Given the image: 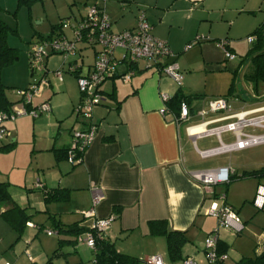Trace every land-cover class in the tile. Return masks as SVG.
<instances>
[{
  "label": "crops",
  "instance_id": "obj_1",
  "mask_svg": "<svg viewBox=\"0 0 264 264\" xmlns=\"http://www.w3.org/2000/svg\"><path fill=\"white\" fill-rule=\"evenodd\" d=\"M37 1L0 0V18L10 28L16 30V34L27 44L24 46L22 62L17 66L19 69L14 70L16 74L9 78L13 82L7 83L11 86L17 85L18 90L26 88L30 83H26L29 71H27L29 68L27 51L33 37H41L42 34L38 32L31 20V18L34 20L40 18L37 8H33L34 2ZM251 1L253 0H106L102 6L110 20V28L113 32L134 28L138 17L143 15L151 26V33L165 41L175 54L174 58L168 61L176 63L177 53L199 35L198 30L200 31L205 23H210L207 33L211 34L213 22L220 21L225 25L228 22L229 26L232 21L227 18L236 12L237 15L248 12L255 15L256 9L246 7V4L249 2L251 4ZM75 3L86 7L82 13H78L79 16H75L72 11V5ZM95 3L96 0H68V6L73 15L67 19L59 18L60 21L55 25L51 23L47 31L49 34L46 33L45 37L61 35L72 38L73 26L83 19L86 15L85 11ZM261 3H264V0ZM213 13L220 14L218 21L210 16ZM66 20L68 22L62 24ZM43 22L44 20L41 19L40 24ZM262 22L264 21L259 24ZM227 30L230 31V28L227 27ZM228 46L232 52L229 40ZM218 47L223 51L220 46ZM77 50L81 68L76 74L66 71L71 59L65 55L50 53L45 58L46 75L50 71V64L54 69L60 64L54 58L60 57L63 61L65 60L62 63L63 66L67 64L66 68L59 69L61 79L55 76L59 82L62 81V84L56 90H52V85L48 81L41 86L39 96L33 99L35 105L49 101L50 110L36 117L18 116L31 117L33 130L39 131L38 140L42 139L40 143L35 142L36 147L33 150L40 153L35 159L36 166L41 170V174L36 172V183H33L29 189L10 188L8 185L12 201L23 208L29 216L25 227L32 231H39L44 228L43 224H46V221L51 222L52 225L55 221L63 225L78 223L80 227H89L93 218H84L80 212L91 208L92 189L98 188L102 198L94 207L95 217L105 218L113 214L114 220L104 234V238L113 243L118 252L139 260L161 255L164 264H167L164 260V252L169 260L170 258L165 235L150 230L151 222L163 220L166 229L185 234L187 241L181 248L182 258L194 257L196 264L207 263L203 262V260L206 261L204 240L215 230H217V249L218 245H223L226 247L225 254H227L237 234L218 228L216 219L207 214V209L211 201L223 193L226 203L232 206L237 214L239 210L237 211L234 206H239L241 213L245 211L244 220L255 212L256 208L252 205V199L257 184L264 180V175L260 176L257 173L264 168V165H261L264 163L260 156L253 157L244 153L252 148L250 147L228 154L202 158L198 153V150H202L197 146L198 140L213 137L214 146L218 145V140L215 136L196 137L188 134L186 127L196 125L200 119L193 117L189 122H175L173 119L178 115V109L164 103L160 94L165 93L172 98L181 92L193 112L205 106L201 102L195 103L196 101L191 100L192 95H188L181 88V74L180 83L177 84L164 74L159 66L139 61L132 66L134 74L129 81L125 82L119 76H114L102 83L100 93L103 98L93 110V121L97 125L96 135L85 149L81 161L74 166L68 165L65 149L70 143L71 131L81 128L83 123L73 112L74 106L80 99L76 77L88 71L96 57L98 47L77 44ZM177 66L179 71V65ZM127 69L128 66L125 63L117 65L119 74H123ZM64 82L69 85V94L63 91ZM56 97L57 100L50 103V100ZM6 99L13 106L14 103L7 97ZM249 104L252 103L247 102L233 110H239L241 107L250 109L259 103L257 105L253 103L249 107L244 106ZM164 106L166 112L161 114L159 110ZM223 114L225 113L207 114L205 119H212ZM5 127L8 132L6 140L10 138V145L13 146L14 143H18L19 134L17 133L16 137V133L10 131L9 125L5 124ZM17 128L19 129L18 123L15 125L16 130ZM230 136L233 141V135L230 134ZM219 156H226V159L214 160ZM15 164L22 166L23 161L20 163L15 161ZM222 167L229 168L228 181L209 189L190 176V172L193 171ZM5 174L7 171L0 164V180ZM37 184L41 187H37ZM228 187H234L232 189L236 194L227 192ZM44 190L48 191V195L60 194V198L48 201L45 199L47 194ZM247 201L254 209L245 203ZM218 203H221L220 200ZM7 207V204H0V213ZM77 214L81 215L82 219H79ZM37 218H40V222L34 221ZM27 223H32L34 226H29ZM242 223L244 225L242 231L253 232V224L247 221ZM44 230L46 234V228ZM262 236L264 235L261 233L259 238ZM29 240V237H24L23 243L28 245ZM80 247L86 248L84 245L71 244L73 252ZM56 249L58 247L50 246L42 253L32 256L29 248L26 247L24 254L31 264H45L52 255H49L50 252L53 253ZM89 251L93 255V252Z\"/></svg>",
  "mask_w": 264,
  "mask_h": 264
},
{
  "label": "built area",
  "instance_id": "obj_2",
  "mask_svg": "<svg viewBox=\"0 0 264 264\" xmlns=\"http://www.w3.org/2000/svg\"><path fill=\"white\" fill-rule=\"evenodd\" d=\"M105 2L106 0H96V3L88 8L85 17L73 26L72 38L54 35L29 45L27 55L32 81L26 88L17 90L22 101L19 109L12 106L7 112H0V140L8 136L5 127L6 120H13L22 115L36 117L50 110L48 101L37 105L33 102L34 97L39 96L41 86L48 83L45 58L50 53L65 55L71 59L66 71L70 74H76L81 68L77 44L92 48L98 47V51L88 71L84 74H78L76 77L80 99L74 106L73 112L83 123L81 128L71 131V140L66 149V160L71 165L81 161L85 149L96 135L97 125L93 121V110L102 101L100 86L104 81L119 76L127 82L134 74L132 66L139 61H145L148 65L159 66L164 74L172 78L177 84L180 83L181 75L177 64L168 61L173 59L175 54L165 41L151 33V26L145 17L140 15L136 26L132 29L113 32L110 28V20L102 6ZM67 22L66 20L62 24ZM254 39L253 36H247L248 43H253ZM225 41L226 39L219 41V46L223 49L226 60H234L235 55L227 49L228 44ZM117 51L119 54H116ZM119 63H125L128 66L127 71L123 74L117 72ZM36 72H42L39 78H37ZM54 74L59 80L61 79V70H56ZM160 98L164 103L169 100L165 93H161ZM159 112L165 114L166 107L160 108ZM218 113L225 114L217 115L212 119H205L207 114ZM193 117L199 118L200 121L196 125L186 127L188 134H191L192 129L199 128V132L193 136H215L218 140L217 146L198 150L202 158L228 154L264 144V133L256 134L244 131L247 127L264 129V101L260 102L259 106L250 109L241 107L234 111L231 100L227 96H222L208 100L204 108L193 112L190 105L183 100L179 104L178 115L173 120L177 123L189 122ZM223 133L232 134L233 141L223 142L221 139ZM190 176L209 189L214 185L228 181L229 168L193 171L190 172ZM36 186L41 187L40 184ZM91 194V208L81 211V214L84 218L91 217L93 220L89 227L76 236V244L84 245L89 250L95 251L97 241L103 238V235L110 228L114 216L110 214L105 218L95 217L94 207L101 200L102 194L98 188H93ZM219 200L221 203H218ZM252 205L258 210H264V180L256 186ZM207 214L216 219L218 228L231 231L234 234L242 232L244 228L238 214L232 206L226 203L223 193L211 201ZM27 225L34 226L32 223H27ZM56 233L54 230H46L47 235ZM217 243V230H215L204 240L207 264H226L227 254L218 252ZM143 264H164V261L161 255H154L145 259ZM182 264H196V262L191 257H185Z\"/></svg>",
  "mask_w": 264,
  "mask_h": 264
},
{
  "label": "rangeland",
  "instance_id": "obj_3",
  "mask_svg": "<svg viewBox=\"0 0 264 264\" xmlns=\"http://www.w3.org/2000/svg\"><path fill=\"white\" fill-rule=\"evenodd\" d=\"M261 1L262 0H253L251 4L250 2L246 4V7H251L248 9H256V16L249 12L237 15L236 12L231 17L227 18L229 21H232L229 26L228 22L225 25V23L218 21L220 16L219 13L211 14L210 16L218 21L212 23L211 34L207 33V28L210 26V23H205L201 27V30H198L199 35L194 37L186 47L183 48L184 50L182 49L177 53L176 63L179 65V72L182 75L181 88L188 95H192L191 100L196 101L195 103L201 102L203 106H205L210 99L227 96L232 101V107L238 109L242 104H246L247 102L257 105V103L260 104V102L264 101V82H259L256 85L246 80V76L254 67L253 57L257 54L256 48H253L256 38L251 35V31H253L259 22L264 21L262 20L264 19V3H261ZM259 6L260 8L258 9ZM35 7L37 8V14L40 15V18L35 20L31 18V20L38 32L42 34L41 37L34 36L31 40L32 42L45 38V36L49 34L47 31L51 23L55 25L60 21L59 18L67 19L73 15L70 12L68 0H38L33 4V8ZM85 8L86 7L82 4L76 5L75 3V5H72V11H74L75 16H79L78 13H82ZM10 16L13 17L11 14ZM41 19L44 20L43 24H40ZM14 21L16 25V20ZM227 27L228 29L230 28V31L227 30ZM250 35L255 38L253 43L247 42V36ZM224 37L227 38L232 45V52L235 55L234 60H226L225 54L218 47L219 41L225 40L223 39ZM227 39L225 42L228 44ZM25 42L26 41L22 40L18 34L9 33L7 43L10 47L18 50V58L13 64L5 67L1 74L2 84L4 86L7 85V87L5 86V95L14 103L13 107L15 109H19L22 105L21 97L17 94L18 86H11V84L7 83L13 82L9 78L16 74L14 70L19 69H17V66L22 62L23 53L25 52L24 46L27 45ZM228 47L227 45V49H229ZM116 54H119V51H117ZM54 59L60 63L58 68L54 69L53 65L50 64V71L46 75V80L52 85V90H56L57 87L62 84V81L59 82L57 80L54 72L61 69V67L66 68L67 65H62L65 60L63 61L60 57ZM224 67L225 69H223ZM28 70L29 68H27V71ZM29 72L30 70L27 74V84L32 81ZM36 74L37 78H39L42 72H36ZM231 83H233V90L230 91L229 86ZM63 84V91L68 92L69 85L66 82ZM69 93L70 92H68V94ZM55 100H57V97L52 101L50 100V103ZM243 101H246V103H243ZM252 104L244 106L249 107ZM259 104L257 106H259ZM14 120L15 121L6 120L5 124L9 125V129L12 133H16V137L17 133L19 134V141L11 146L10 138L8 141L6 138L0 140V164H2L7 171V174L3 176L0 182H8L6 186L10 185V188L21 187L29 189L33 186V183H36V172L41 174V170H39L35 163V159L40 153L33 150L34 147H36L35 142L40 143L42 139L38 140L40 132L33 130V119H31V117H16ZM17 123L19 124L18 130L15 129ZM244 131L256 134L264 133V129L253 127H247ZM222 139L225 142H230L231 136L229 133H223ZM214 145L215 142L213 137L203 138L197 142L198 148L202 150L208 146L211 147ZM244 153H248L253 157L259 155L262 163H264V144L256 147L254 146L244 151ZM219 159H226V156H219L214 160ZM15 161L18 163L23 161V165L20 166V164H15ZM66 163L71 165L68 162ZM232 188L228 187L227 192L235 195L236 192L233 191ZM245 203L253 208L249 201ZM234 208L237 211L239 210L238 217L240 220L242 222H250L254 225V228L253 232L244 230L236 235L234 242L228 249L226 264H238L241 259L244 260L245 264H264V236L259 238L261 233L264 235V210L253 208L255 212L247 216L246 220H244L243 216L245 211L241 213L239 206H234ZM82 217L79 219H82ZM37 219L34 221L40 222V218ZM43 226L46 230H54V225L49 221H46V224H43ZM44 228L39 231H32L24 227L21 234L18 235L9 227L5 220L0 217V264H31L24 254V249L26 247L29 248L30 254L35 256L37 253H42L48 249L50 246L59 248L58 251L60 254L54 259L56 264H93V255L87 248L82 247V249L80 247L79 250L73 252L71 244L65 242L61 245L58 244L59 239H64L63 235L58 233L47 236L44 233ZM24 237H29L30 240L28 242L31 244L28 243L27 245L23 243ZM51 254L52 252H50L49 255ZM164 260L167 264H182V260L171 262L167 258L165 252ZM203 262L206 261L203 260Z\"/></svg>",
  "mask_w": 264,
  "mask_h": 264
},
{
  "label": "trees",
  "instance_id": "obj_4",
  "mask_svg": "<svg viewBox=\"0 0 264 264\" xmlns=\"http://www.w3.org/2000/svg\"><path fill=\"white\" fill-rule=\"evenodd\" d=\"M24 1V0H19ZM35 0H27V2H33ZM9 33H16L12 30L1 18H0V112H7L12 108L10 103L5 96V86L1 82L2 70L13 64L17 60L18 50L10 47L7 43V37ZM255 36L256 42L254 43V49L257 50V54L253 57L254 67L251 72L246 76V80L258 84L264 82V22L260 23L251 33ZM250 35V36H251ZM50 37V36H48ZM229 90H233V83L230 84ZM186 97L180 93L175 94L172 98H169L167 104L169 107L178 109L181 101H185ZM187 102V101H186ZM66 157V149H65ZM74 166V165H72ZM259 175H264V168L257 171ZM229 178V177H228ZM45 194L48 193L44 190ZM60 198V194L53 193L46 195V200L50 201L53 199ZM0 204H7L8 207L0 213V217L12 228L18 235L21 234L29 216L25 213L23 208H20L16 203L12 201L8 192V186L6 183H0ZM165 221H154L150 223V230L154 233H164L167 242V252L172 262L183 260L181 255V248L186 243V236L182 232H175L168 230L164 227ZM54 231L60 233L63 236L68 237L67 239H59L58 244L62 243L76 244V236L79 235L86 228L80 227L78 223H72L69 225H63L60 222L54 221ZM239 234V233H238ZM97 241L96 250L93 252L94 264H143L144 260H139L131 255L118 252L113 243H110L104 238ZM59 248L56 249L52 255L47 259L45 264H56L54 259L60 254ZM226 247L218 245V252L225 253ZM247 259V258H245ZM238 264H245L244 260L241 259Z\"/></svg>",
  "mask_w": 264,
  "mask_h": 264
},
{
  "label": "bare ground",
  "instance_id": "obj_5",
  "mask_svg": "<svg viewBox=\"0 0 264 264\" xmlns=\"http://www.w3.org/2000/svg\"><path fill=\"white\" fill-rule=\"evenodd\" d=\"M199 132V128H194V129H192L191 130V134L193 135V134H196V133H198Z\"/></svg>",
  "mask_w": 264,
  "mask_h": 264
}]
</instances>
